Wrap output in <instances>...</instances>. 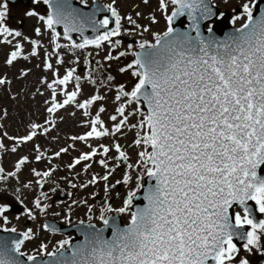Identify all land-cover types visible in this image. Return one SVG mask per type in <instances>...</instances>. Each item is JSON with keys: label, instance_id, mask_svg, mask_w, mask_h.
<instances>
[{"label": "snow or ice", "instance_id": "obj_1", "mask_svg": "<svg viewBox=\"0 0 264 264\" xmlns=\"http://www.w3.org/2000/svg\"><path fill=\"white\" fill-rule=\"evenodd\" d=\"M171 2L179 7L167 18L168 30L162 35L154 34L155 44L141 42L140 48L145 51L135 54L136 60L127 66H138L132 73L139 77L138 83L130 93L124 92L121 86L124 96L136 101L142 99L147 105V115L140 122V127H146L147 131L135 143L145 147L139 155L142 159L146 157L145 166L151 165L147 167V175L155 179V184L145 194L148 203L131 213V220L125 228L114 221L110 225L109 219L102 214L100 218L104 225L113 227L111 240L96 235L83 247L74 250L70 261L54 259L45 264H209V261L236 264L240 249L233 242L234 238L245 240L243 247L248 252L259 246L261 235H264V220L256 222L251 218L252 209L247 207V202L254 201L258 211L264 213V176L257 172L264 165V15L254 19L252 7L246 3L243 10L247 13V22L237 30L238 35L225 42L205 41L199 38L197 29V39L192 40L175 33L171 27L172 17L182 15L185 8L204 13L210 10L204 0ZM44 3L52 11L46 20L44 17L40 19L45 20L49 28L63 24L67 39L71 40L69 32L81 31L84 27L83 19L71 9L67 0H44ZM160 6L166 7L165 0H160ZM7 8L6 0H0V35L11 36L13 31L4 23ZM108 8L115 17V28L94 40L85 39L82 44H74V47L83 48L87 44L99 47L101 41L120 34L121 17L111 5ZM26 14L36 15L32 11ZM128 20L135 23L131 17ZM99 23L107 27L110 21L106 17ZM36 31L39 34L40 30ZM14 35L20 36L21 33L16 31ZM56 47L63 45L56 44ZM124 54L120 53L121 56ZM16 56L17 53L13 52L8 62L11 63ZM126 70L120 69L121 72ZM74 72L75 69L69 70L56 83L66 85ZM79 79L77 76L76 80ZM0 83L4 81L0 80ZM76 96L77 92L69 93L63 104L53 103L48 111L54 112ZM101 98L93 96L79 107L86 108ZM116 98L119 100L120 95ZM103 111L100 108V112ZM117 112L123 116L124 107L118 108ZM111 119L115 121L117 117ZM126 120L125 116L115 125L114 132L120 131ZM91 123L92 130L86 136L73 139L85 140L93 135L109 134L106 128L103 131L97 129L98 124L103 128L99 115ZM32 127L39 126L34 124ZM35 134L33 132L22 139L31 140ZM101 147L105 154L109 152L107 147ZM115 148L119 156L126 159L120 145L116 144ZM96 154L92 149L74 163L89 160ZM99 162L105 165L104 160ZM128 180L129 177L125 176V183ZM135 195V191L130 192L124 207L115 211L125 213ZM236 203L243 205L244 209L243 215L234 213L233 224L229 210ZM36 206L40 207L39 200ZM6 211L7 205L0 206V216ZM4 222L7 223L6 217ZM244 225H250L252 230L237 231ZM5 230L16 231L15 228ZM30 232L31 229L23 233V239L12 242V251L25 255L20 247L24 240L31 239ZM67 243L61 241L60 248ZM46 247L41 246L42 249ZM47 255L55 258L57 252H48ZM28 260L35 261L36 257L28 256ZM0 264H18V261L0 246ZM238 264H249V261L239 258Z\"/></svg>", "mask_w": 264, "mask_h": 264}, {"label": "rangeland", "instance_id": "obj_2", "mask_svg": "<svg viewBox=\"0 0 264 264\" xmlns=\"http://www.w3.org/2000/svg\"><path fill=\"white\" fill-rule=\"evenodd\" d=\"M103 2H110L115 8L119 9L121 14L122 26L128 28L131 25L128 17L132 20H140L144 23V31L147 34V39L150 43L156 40L154 34H163L167 31L169 21L168 16L172 13L173 3L171 0H165L166 7L161 8L160 0H116V4L112 0H102ZM222 7L236 6L232 0H216ZM224 1L226 4H224ZM89 3V1L87 2ZM41 10V9H40ZM24 5L19 4L16 6H9L7 8V16L5 18V25L11 29L19 31L20 36L13 35L9 36L7 34L0 35V80L4 83H0V139L1 135L9 137V135H24L28 131V127L32 125H38V134L34 139V142L24 146H19L20 151H24V154L29 155L34 151L41 149L44 150L50 144L51 138L43 142V136L46 135V128L43 127L42 122L48 115L54 117L55 127L52 129L55 138L52 139L51 145L54 151L58 150L61 145L68 143V140H63L62 133H71L73 130L76 134L85 133L84 128L86 117L81 109L78 108L76 102L70 101L68 107L57 110L55 113H50L48 108H50V102L52 99L50 93L47 92V82L53 79V70H44L43 68V57L31 58L28 62H24L23 59L12 60L11 63L8 62L7 55L9 49L15 46V43L19 39L24 40V50L25 53L29 52L31 49V43L24 39ZM40 17L47 18L43 16L39 11L32 17V19L27 22L26 29H39L40 32L32 35L37 37L40 41L42 50L49 44V35L47 31H44L43 20ZM246 18L242 16L239 19H234L237 24L243 23ZM23 21V22H22ZM22 23V24H21ZM22 26V29L20 26ZM21 29V30H20ZM138 34L137 29L133 31L130 35ZM140 36V34H139ZM140 36V37H143ZM11 38L14 44L6 43L5 40ZM117 41V40H116ZM61 42H65L61 40ZM108 47L104 48V45L99 47H91L80 50V53L76 52L74 69L76 74H83V69L81 68V60L93 59L94 61H99L103 64H111V68L102 67L94 75L96 77H103L108 79L109 84L100 87V81L95 77L86 75V81H84L79 87V93L84 97L82 99H88L91 95H98V97H103L97 102L110 107L112 111L116 105L117 109L121 106L124 107V115L127 112H132L130 118L125 121L121 126L120 131L114 132L115 124H119L120 120L123 119L117 110L113 114L117 119L113 121L110 119V113H106L102 116L103 129L106 128L109 132L108 135L104 136L100 141H92L90 144L97 143V145L109 144L113 149L115 144L120 145V150L126 154V159L121 158L119 153L113 149L109 155L100 156V160L105 161V165H101L98 162V158H94L89 161L88 166H78L74 169V174L71 178V184L69 190L66 192L67 197L63 200L60 199V192L55 193L52 187H45L38 189V183L35 181L34 187H29L30 189L25 194L24 203L27 209L30 210L36 205V201H40V207H35L34 213L35 217L33 220L29 221L23 218L17 219L12 214L11 219H14L20 225L26 227L30 226L31 230L34 232L37 230L34 223H41L44 216H48L55 213H72L77 218H86L89 213L92 214V220L96 223H101V214H118L122 215L126 221L130 217L129 209L133 203L129 205L128 210L125 213H117L115 209L124 207V201L128 198L130 192L135 191L136 195L141 189L144 178L147 176V167L144 164L145 158H141L139 153L145 150L143 145H137L135 141L141 138L147 128L140 127V119H144L145 112L141 109L140 104L134 98L130 96H124L121 92V86L124 92H131L135 87L137 82V76H133L134 67L128 68L131 51L130 46L125 44V41L121 40L119 44L108 42ZM107 48V49H106ZM115 50V53H112ZM108 52V54H107ZM130 52V53H129ZM120 53H125L126 56L123 60H120ZM80 54V55H79ZM112 58L109 59L108 57ZM74 55L70 52L64 54V59L66 61H71ZM130 58V59H129ZM115 63V65L113 64ZM52 68H55L52 65ZM125 68L126 71L121 72L120 69ZM42 69L41 74L37 72ZM64 75V69H60ZM112 77V79H109ZM74 83V82H73ZM119 90V91H118ZM117 95H120V99L117 100ZM62 96L58 98L61 101ZM81 100V99H80ZM132 101L129 103V101ZM128 116V115H127ZM117 122V123H116ZM135 126V127H133ZM28 133V132H27ZM6 138V137H5ZM82 145L76 140L73 142L71 148H69L65 153L70 155H75L81 149ZM105 147V146H104ZM3 150V155L9 156L11 159V164L8 168H12L13 162L16 157L21 153L16 154L13 148L10 146L0 147ZM103 149V148H102ZM150 151V149H148ZM51 151H44L36 155L31 160H26L24 162V167L26 169L33 167L37 163L45 164L48 157L51 156ZM40 157L38 160L37 157ZM66 157L59 159L57 161L58 170L62 171L64 169ZM70 161V159H69ZM7 167L6 164H4ZM131 165V167H129ZM91 173H96L97 176L95 180H90ZM29 175H27V179ZM107 176L108 179H103ZM125 176L129 177L127 183H125ZM100 178V179H99ZM32 179V178H31ZM24 180V177L13 178L8 183L12 191L16 194L19 192H24V186H28L30 182ZM119 181V183H117ZM138 185L140 186L138 188ZM10 189V188H9ZM122 191V192H121ZM8 193L5 189H0V198L3 199L2 202L12 200L11 196H6ZM133 200V199H132ZM67 201L70 202L71 207L66 206ZM46 206V207H45ZM109 208L112 210L110 211ZM243 215L242 212H240ZM103 223V222H102ZM260 231H258L259 233ZM38 237V236H37ZM37 244V241H34ZM240 249L239 258H247L249 264H264V237L261 235V239L258 247H253L251 252L245 251L243 245L237 246ZM26 254L30 251L27 247L22 249ZM236 264H238V260Z\"/></svg>", "mask_w": 264, "mask_h": 264}, {"label": "water", "instance_id": "obj_3", "mask_svg": "<svg viewBox=\"0 0 264 264\" xmlns=\"http://www.w3.org/2000/svg\"><path fill=\"white\" fill-rule=\"evenodd\" d=\"M31 0H24V3L29 5ZM55 2V0H54ZM67 3L71 6V9L75 11V13L81 17L84 21V27L82 28L81 31H72L69 32L68 35L71 36V40L77 41L80 40L81 42H84L85 39L87 40H94L97 36L100 35L101 31H108L107 27L102 26L99 22L100 16L105 12H107V9L104 4L100 3L98 0H95L94 5L91 6H84L80 4L77 0H67ZM204 3L207 5L208 9L210 12L204 13L202 10H197V11H190L189 16H188V22H189V27L185 28L186 30V36L189 37L192 40L197 39V29L199 31L200 36H204L206 33L204 31V22L209 20V19H215L218 16V11L210 6L209 0H204ZM48 5V4H47ZM49 7V5H48ZM179 6H177L178 8ZM49 13L52 11V9L49 7ZM189 9L185 8L183 10V13H188ZM264 15V14H263ZM111 17V15H110ZM195 17V19H193ZM222 20V19H220ZM225 19H223L224 21ZM56 29H60V27L63 28L64 32L63 35L65 36V28L63 24L59 25H53ZM111 27V25H109ZM223 28H227L228 30L226 33L221 34L219 36V42H225L228 41L230 37L238 35V29L235 30L231 28L226 21L223 23ZM79 34L80 38H76L75 35ZM189 34V36H188ZM147 51H152L151 49H146ZM145 51V49H140L137 51L136 54L142 53ZM137 58V57H136ZM142 100V99H141ZM144 108H147L146 104H143ZM257 172L259 175L264 176V165L260 166V168L257 169ZM155 184V179L148 177L146 179V183L140 192V194L135 198L136 204L132 206V211H136L138 208H143L145 205L148 203L147 200L145 199V194L148 191V189ZM234 206H237L240 209H244L243 205H240L238 203L234 204L233 207L229 210L230 214L233 216V224L235 223L234 220ZM247 207L252 209V219L254 221L257 220L258 217L257 211L254 205V201H248L247 202ZM110 225L114 221L116 225H119L121 228H125L128 225H122V220L119 216H110L109 218ZM57 230H62L58 227H55ZM73 230V229H71ZM77 231L78 235L83 236L82 240H78V246L77 248L83 247L87 241L92 240L96 235L102 236L106 240H111L113 236V227L111 226H102L98 227L96 225H90L86 224L84 226H80L78 229H74ZM66 232H69L68 230H65ZM239 232H247V226L244 225L243 228L237 229ZM236 241L237 245H241L245 242V240L237 239L234 238ZM209 264H213L212 261H209Z\"/></svg>", "mask_w": 264, "mask_h": 264}, {"label": "bare ground", "instance_id": "obj_4", "mask_svg": "<svg viewBox=\"0 0 264 264\" xmlns=\"http://www.w3.org/2000/svg\"><path fill=\"white\" fill-rule=\"evenodd\" d=\"M89 4V3H87ZM121 40L125 41L124 38H121ZM126 42V41H125ZM255 208L258 209V205H256V203L254 202Z\"/></svg>", "mask_w": 264, "mask_h": 264}]
</instances>
